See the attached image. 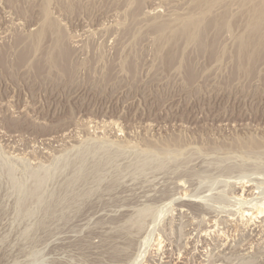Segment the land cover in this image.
I'll list each match as a JSON object with an SVG mask.
<instances>
[{"label": "rangeland", "instance_id": "374dc122", "mask_svg": "<svg viewBox=\"0 0 264 264\" xmlns=\"http://www.w3.org/2000/svg\"><path fill=\"white\" fill-rule=\"evenodd\" d=\"M255 2L0 0V264H264Z\"/></svg>", "mask_w": 264, "mask_h": 264}, {"label": "bare ground", "instance_id": "6f19581e", "mask_svg": "<svg viewBox=\"0 0 264 264\" xmlns=\"http://www.w3.org/2000/svg\"><path fill=\"white\" fill-rule=\"evenodd\" d=\"M259 1V3L257 2V0H256V2L258 3L257 5H256V7L253 9V12L252 13H250V17L248 18V20H247V22H246V24H245V26H244V34H242L238 39H237V42H238V50H237V52H236V57H237V60L239 61V63L241 62V61H243V62H245V59L249 62L250 61V59H251V62L255 59L254 58V56L251 54V53H249L248 51L246 52V43L245 42H243V40H242V38L243 37H245V38H249V36H243V35H250V36H252V42L251 43H253V44H255L254 46H256V45H258V47L260 46V45H263L262 43H261V40L263 39V37H264V0H258ZM255 2V3H256ZM202 3V2H201ZM208 3V2H207ZM198 5H199V3H198ZM202 5H206V2H205V4L203 3ZM208 5V7L207 6H205V8L207 7V8H209L210 7V5L209 4H207ZM199 7H200V5H199ZM198 7V8H199ZM203 8H204V6H203ZM206 8V9H207ZM199 9H202L201 7L199 8ZM199 9H198V11H199ZM206 9H204L203 11H205ZM209 10V9H208ZM207 10V11H208ZM196 11V10H195ZM194 13V12H193ZM196 13V12H195ZM199 13V12H198ZM190 14H192V13H190ZM203 14V13H202ZM249 14V13H248ZM252 14V15H251ZM188 16V15H187ZM196 16V15H195ZM199 16V15H198ZM201 16V15H200ZM186 17V16H185ZM192 17H194V16H192ZM203 17V16H202ZM222 17V16H221ZM189 18H191L190 16H189ZM222 18H224V16L222 17ZM182 19V18H181ZM185 19H187V20H185V21H182V23L180 24V26L178 27V28H176L177 30H175V32L173 33V35H172V37H170V38H168V40L166 39L165 40V42L168 44V45H166V46H169V49H170V51H172V50H175V49H177L178 47H179V43L180 42H186V43H197L196 45L198 46V44H199V46L200 47H202L203 49H204V47H203V44L205 45H207L208 44V48H213L214 47V45H215V42H214V39H212L213 41L212 42H210V43H208V41L206 40V38H205V35L206 34H208V31L210 30V29H213L214 30V32H217V26H214L213 27V24H215V22H216V18L215 19H213V20H211V21H209L208 23H203V20H202V22H201V19L199 20L198 18H196V19H188V18H185ZM204 19V18H203ZM206 19V18H205ZM179 20V19H178ZM195 20V21H194ZM220 20H221V18H220ZM177 21V20H176ZM213 24H212V23ZM217 24H218V22H216ZM175 24V23H174ZM177 24V23H176ZM205 24V26L203 27V25ZM210 24H211V26H210ZM224 24H226L225 22H224ZM223 24V25H224ZM178 25V24H177ZM221 26H223L222 25V23L220 24ZM157 26V25H156ZM225 26V25H224ZM47 27H48V25H47ZM165 27H167V25L165 26L163 23H162V25L160 24L158 27H157V29H156V27L154 26L153 28L156 30V33H158V32H163V30H164V28ZM218 27H220V26H218ZM226 27V26H225ZM224 27V28H225ZM173 28H175V27H173ZM45 29V28H44ZM246 30H247V32H246ZM165 31V30H164ZM167 31V30H166ZM167 33H168V31H167ZM52 34V33H51ZM162 34V33H161ZM54 35V34H53ZM57 35V34H56ZM166 35V34H165ZM169 35V34H168ZM203 35V36H202ZM55 36V35H54ZM167 36V35H166ZM243 36V37H242ZM169 37V36H168ZM55 38V37H54ZM166 38V37H165ZM247 38V39H248ZM27 40V39H26ZM63 40V39H62ZM240 40L242 41V42H240ZM60 41V40H59ZM245 41H246V39H245ZM248 41V40H247ZM250 41V40H249ZM54 42H55V40H54ZM53 42V43H54ZM58 42V41H57ZM262 42H264V40L262 41ZM60 43V42H59ZM58 43V44H59ZM62 43H63V41H62ZM246 45H245V44ZM249 43V42H248ZM27 44V43H26ZM165 45V44H164ZM28 47H29V45H28ZM52 47H55V43L53 44V46ZM59 48L61 47V45H59L58 46ZM63 47V46H62ZM199 47V48H200ZM250 47H252V46H250ZM249 47V48H250ZM263 47H264V45H263ZM198 48V47H197ZM198 48V49H199ZM201 48V49H202ZM243 48H244V50H243ZM255 48V47H254ZM260 48H261V46H260ZM23 49V48H22ZM28 49V48H27ZM202 49V50H203ZM50 50V49H49ZM48 50V51H49ZM53 50H54V48H53ZM59 50V49H58ZM202 50H200V51H202ZM26 51H28V50H26ZM52 51V50H51ZM251 51V50H250ZM53 52V51H52ZM52 52H50V53H47L48 55H47V58L46 59H48V62L50 63V65H51V63L53 64L52 66H58V65H60V68H61V70H63V69H65V67H64V63L66 62V59H67V54L65 53V49L63 50V52L62 51H60L59 52V54L57 55H54V53L52 54ZM21 53H22V51H21ZM21 53H19V55H18V60L19 61H23L24 59H25V57H26V53H24V54H22L21 55ZM58 53V52H57ZM247 53V54H246ZM169 54V53H168ZM21 55V56H20ZM253 56V57H252ZM254 58V59H253ZM253 59V60H252ZM37 65V64H36ZM37 67V66H36ZM59 67V66H58ZM55 68V67H54ZM36 69V68H35ZM39 68H37V70H38ZM59 70V69H58ZM60 70V71H61ZM252 145H250V147L251 146H253L252 148H255V149H261V147L262 146H260L259 144H253V143H251ZM248 146V145H247ZM264 146V145H263ZM250 147H248L249 149H250ZM259 147V148H258ZM247 148V147H246ZM251 148V149H252ZM263 149V148H262ZM258 213V212H257ZM259 214H260V212H259ZM262 215V214H261ZM249 218V217H248ZM168 264V263H167Z\"/></svg>", "mask_w": 264, "mask_h": 264}]
</instances>
